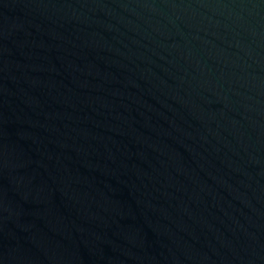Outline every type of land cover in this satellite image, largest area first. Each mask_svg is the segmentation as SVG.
<instances>
[{
  "label": "water",
  "instance_id": "water-1",
  "mask_svg": "<svg viewBox=\"0 0 264 264\" xmlns=\"http://www.w3.org/2000/svg\"><path fill=\"white\" fill-rule=\"evenodd\" d=\"M0 264H264V0H0Z\"/></svg>",
  "mask_w": 264,
  "mask_h": 264
}]
</instances>
